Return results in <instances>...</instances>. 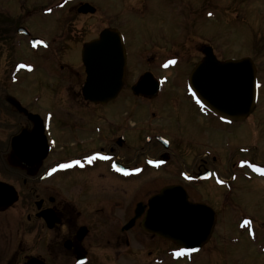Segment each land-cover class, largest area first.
I'll use <instances>...</instances> for the list:
<instances>
[{
  "label": "flooded vegetation",
  "instance_id": "1",
  "mask_svg": "<svg viewBox=\"0 0 264 264\" xmlns=\"http://www.w3.org/2000/svg\"><path fill=\"white\" fill-rule=\"evenodd\" d=\"M85 3L88 2L76 5L74 11L77 12V17L71 19L68 25L64 24L61 35L58 36L60 54L54 53L43 58L49 64V74L58 80L52 87H47L48 91L53 93L63 88L67 94L79 96L76 103L67 104L69 109L65 112L66 124L59 131L62 139L65 131L72 134L74 143L70 148L62 145L59 151V138L53 131L58 112L51 109L40 110L39 93L22 96L26 85L25 75L31 76L39 71L41 58L18 60L17 63L23 66H19L17 71L14 68L16 64L11 66L10 59L3 58L4 49H11L12 27L20 37L19 41H25L28 48L33 38L40 37L35 36L31 28L26 26L38 11L34 9L28 16L23 14L21 25L17 26L18 21L9 12L0 10V185L3 187L0 201L9 204L5 207L0 204V264L188 263L190 257L185 254L173 260L172 252L177 248H171L173 243L169 239L143 229V221L150 211V199L169 186L183 187L191 203L204 204L213 209L217 225L219 215L234 216L233 196L239 190L237 183L240 180H264L261 177L263 173L253 167L255 165L264 169V163L244 157L252 150L247 145L233 150L241 155L235 158L230 136L233 127L244 125V121L234 123L220 119L205 110L188 88L189 76L203 59V55L201 58H181V55H175L174 58H139L135 55V58H130L127 49L125 79L117 99L107 104L86 101L83 90L87 73L82 58L79 67H73L64 58L69 50L80 48L82 52L83 45L98 38L101 33V29L92 30L88 23L81 29L76 25L77 18L89 19L98 13L95 7V14H81L80 8ZM20 28L28 30L29 35L18 34ZM106 28L108 27L104 29ZM48 48H51L50 44ZM203 49L204 46L201 47V54ZM172 60L176 63L170 64L169 61ZM80 67L82 71L77 70ZM145 75L160 81L159 93L154 97L137 96L133 91L134 86ZM183 77V82L180 83L179 80ZM129 78L133 80L129 82ZM14 80L18 85L17 94L11 88ZM173 84L176 92L163 98L164 88ZM127 92L131 94L134 103H119L116 107H110ZM11 98L19 103L22 110L10 102ZM159 100L162 101L158 108L167 113L162 118L148 108ZM102 107L109 108L112 115L117 113L114 115L116 118L104 117L101 114ZM147 112L156 124L153 127L154 123H149L147 134L142 137V132L137 131L144 127ZM11 113L18 117V123L14 125L17 131L13 134L10 133L9 124ZM172 116L180 124L173 136L167 130H160L158 126L160 121ZM201 117L211 126L210 131H207L208 143H202L201 147L205 151H190L191 154L194 153V157L189 156L187 163H182L180 157H185L182 151V127L185 122L197 121ZM218 127L225 135V154L217 151ZM82 132L93 138L90 146L82 139L84 136L78 135ZM16 136L24 138V141L21 139L19 158L12 148ZM129 138L137 139L143 144L139 152H134L141 158H131L128 154L132 150ZM43 139L47 147L44 159L41 147ZM89 157L95 159L90 163ZM77 161L79 163H75ZM60 165L69 167L61 168ZM113 165L127 169V173L117 171V167ZM53 168L56 171L53 172ZM136 169L139 171H135ZM147 174L159 175L149 177L139 187H135L136 181ZM106 177L111 178L112 183L107 188H101V179ZM221 180L224 181L223 184L220 183ZM71 182L82 186V194L86 188L94 187L92 197L80 200L64 195L60 186ZM123 184L133 190L126 199L121 197V194L126 193L121 188ZM213 187L215 191L211 194ZM138 212L140 216L137 217ZM234 217L236 220L232 224L236 223L238 232L247 233L246 220L257 225L251 216ZM215 233L214 229L211 239L215 237ZM133 260L135 263H132Z\"/></svg>",
  "mask_w": 264,
  "mask_h": 264
},
{
  "label": "rangeland",
  "instance_id": "2",
  "mask_svg": "<svg viewBox=\"0 0 264 264\" xmlns=\"http://www.w3.org/2000/svg\"><path fill=\"white\" fill-rule=\"evenodd\" d=\"M80 2L91 3L97 8L98 13L89 19L77 18L76 25L81 29L88 23L92 30L98 28L101 31L105 27H118L126 37L130 58H135V55L139 58H144L143 56L145 58L152 56L174 58L175 55L183 56L181 58H201V47L203 48L205 45L213 47L217 57L222 60L252 57L257 66V78L261 83L259 102L255 111L243 122L244 125L233 127L230 139L235 158L236 156L241 157V155L233 150L236 151L240 146L247 145L252 150L244 157L264 163V0H0V10L4 9L9 12L10 16L18 21L17 26L21 25L23 14L28 16L30 11L33 12L34 9H37L38 13L31 17L26 26L31 28L35 36H40L51 45L48 50L40 49L39 52L35 50L34 52L29 49L30 46L26 47L25 41H19L20 37L16 35V30L11 26V49H4L3 58L10 59L11 66H14L18 60L41 58L39 71L31 76L25 75L26 85L22 96L28 97L30 94L39 93L41 96L39 109H51L58 112V117L53 123V131L59 138L57 151L62 145L70 148L74 143L72 134L65 131V136L62 139L59 131L66 124L67 115L65 112L66 109H69L67 104L76 103L79 96L67 94L63 88L53 93L48 91L47 87H52L58 80L49 74V64L45 63L43 58L54 53L60 54L58 52L60 45L57 44L58 36L61 35L64 24L68 25L71 19L77 17L78 14L74 8ZM66 54L64 58L68 63L73 67L80 66V48L69 50ZM77 70L82 71V67ZM58 72H60L59 69ZM183 79L184 77L180 78L179 82L182 83ZM131 80L133 79L129 78V82ZM11 86L17 94L18 85L11 83ZM173 87L174 84L164 88L163 98L164 96L168 98L171 92H176ZM161 101H156L153 106L148 108H151L157 117L162 118L163 114L167 113L158 108ZM132 102L134 103L131 94L127 92L123 93L120 99L110 107H116L119 103L129 104ZM166 109L170 108L166 107ZM101 114L112 119L116 118L114 115L117 113L112 115L109 108L103 109L102 107ZM146 114L144 127L140 131L136 130L138 133L142 132V137L147 134L149 123H154L153 127L156 124L149 118L150 113ZM11 118L10 133L13 134L17 131V127L14 125L18 123V117L11 113ZM178 125L180 124L173 116L158 124L160 130H167L168 134L172 136L177 132ZM182 128L184 130L182 151L185 157H180V160L182 163H187V157H194V153L191 154L190 151L196 152L201 149L202 143H208L207 131H210L211 126L207 125L201 117L197 118V121L185 122ZM217 130V151L225 154V135L220 131L222 130L220 127ZM78 135L84 136L82 139L87 141V146L91 145L93 140L91 135L84 132ZM129 145L132 147V150L128 152L130 157L141 158L134 152H139L143 144L137 139L129 138ZM157 175L159 174L145 175L136 181L135 187H139L149 177ZM167 179L169 180V178ZM110 183H112L111 178L101 179V188H107ZM237 184L239 190L233 196L234 216L253 217L257 224L256 237L250 239L246 232H238L236 223L232 224L236 220L232 214L225 217L219 215L215 237L210 239L207 248L194 255L188 263L180 262L178 264H264V253L262 252L264 249V180L250 182L242 179ZM60 188L64 195H70L80 200L91 198L94 191V187L86 188L82 194L80 192L82 186L73 182L65 183ZM121 188L126 190L125 194H121L122 199L129 198L133 193L128 185L123 184ZM190 188L192 187L190 186ZM214 189L213 187L211 194L215 191ZM118 192L120 191L118 190ZM138 197L141 198L140 195ZM172 245L171 248H174L175 246Z\"/></svg>",
  "mask_w": 264,
  "mask_h": 264
},
{
  "label": "water",
  "instance_id": "3",
  "mask_svg": "<svg viewBox=\"0 0 264 264\" xmlns=\"http://www.w3.org/2000/svg\"><path fill=\"white\" fill-rule=\"evenodd\" d=\"M80 11L84 14L95 13V9L88 4L83 5ZM40 42L45 44L38 39L34 41ZM203 54V60L193 69L189 78V84L198 99L207 109L224 119L242 122L249 118L255 110L257 97L256 67L252 59L222 62L211 47H205ZM126 58L121 33L116 29H105L99 38L84 45L82 60L87 73L83 90L85 100L107 104L118 97L124 83ZM158 88L157 82L150 75H145L133 91L137 96L154 97ZM10 102L22 110L12 98ZM21 139L24 141L23 137H15L12 143L17 158L21 155ZM44 146L43 139L42 150ZM2 190L0 185V192ZM0 204L4 207L9 205L1 201ZM215 223L216 216L211 208L189 202L183 188L171 186L152 198L143 228L168 238L179 248L196 252L209 241Z\"/></svg>",
  "mask_w": 264,
  "mask_h": 264
},
{
  "label": "snow or ice",
  "instance_id": "4",
  "mask_svg": "<svg viewBox=\"0 0 264 264\" xmlns=\"http://www.w3.org/2000/svg\"><path fill=\"white\" fill-rule=\"evenodd\" d=\"M209 15H211V13H209ZM40 43H42V42H40ZM169 63H170V64H175L176 61H175V60H172V61H169ZM194 94H195V93H194ZM103 158H104V159H109V157H103ZM93 159H95V158H94V157H89V162L91 163ZM75 163H79V161H77V162H75ZM150 163H158V162L150 161ZM113 166H114V167H117L116 165H113ZM60 167H61V168H66V167H69V165H60ZM253 167L255 168L256 171L264 173V169L258 168V167H256L255 165H253ZM52 171L54 172V171H56V169L53 168ZM117 171H121V172H125V173H127V169H123V168H119V167H117ZM135 171H139V169H136ZM209 175H212V174L209 173ZM220 183L223 184L224 181L221 180ZM245 223H246V224H250L251 222L248 221V220H246ZM187 251H189V250H188V249H181L180 252H177V255H178V256H179V255H182V254H184V253L187 252Z\"/></svg>",
  "mask_w": 264,
  "mask_h": 264
}]
</instances>
